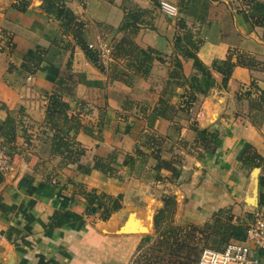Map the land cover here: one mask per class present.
Listing matches in <instances>:
<instances>
[{
	"label": "crops",
	"instance_id": "1",
	"mask_svg": "<svg viewBox=\"0 0 264 264\" xmlns=\"http://www.w3.org/2000/svg\"><path fill=\"white\" fill-rule=\"evenodd\" d=\"M20 1H0V134L14 162L12 172L0 174V263L12 254L14 264H133L142 238L120 229L151 227L150 210L154 225L167 196L175 199L179 225L203 226L227 209L233 222L244 224L264 205L263 167L254 174L241 165L248 144L264 157V109L255 104L264 94V25L254 23L259 17L252 18L251 1L190 0L185 7L183 0H66L86 24V42L112 47L111 61H101L104 69L43 9L44 0H30L26 11L15 6ZM162 1L178 13L166 12ZM135 7L145 10L137 28L120 30L126 9ZM185 33L200 40L197 50L176 46ZM128 41L138 46L132 56L117 49ZM40 50L43 60L31 78L20 68L9 70ZM231 51L253 56L255 66L231 67ZM194 55L212 68L215 85L186 109L181 71L194 74ZM61 78L62 87H70L63 88L68 114L87 113L90 121L80 122L98 127L94 134L83 127L70 131L74 162L53 151L55 131L46 122ZM166 105L167 114L156 111ZM204 128L219 133L214 153L199 146ZM153 134L160 168L147 143ZM138 147L144 156L124 165ZM96 158L109 162L113 173L95 169ZM79 164L92 171L84 173ZM83 191L94 192L92 203ZM104 193L121 198L122 207L105 209ZM56 210L63 211L62 224L49 227Z\"/></svg>",
	"mask_w": 264,
	"mask_h": 264
},
{
	"label": "trees",
	"instance_id": "2",
	"mask_svg": "<svg viewBox=\"0 0 264 264\" xmlns=\"http://www.w3.org/2000/svg\"><path fill=\"white\" fill-rule=\"evenodd\" d=\"M186 5L189 6L190 0H183ZM253 3L252 9V18L258 16V20H253L255 24L264 25V4L258 0H248ZM30 4V0H21L19 4L15 6L22 11H26ZM43 9L54 15L58 19L61 25L64 28V32H71L76 43L79 44L83 50L86 52L88 58L100 68L104 69V65L101 62L99 52L96 48L92 47L84 39L83 33L85 29V22L80 20L75 12L67 6L66 0H44L42 4ZM127 8V7H126ZM147 11V10H146ZM189 12V11H186ZM145 13V10L139 7L134 9L127 10L124 22L119 27L120 30H125L131 28L135 30L137 28V22L140 20L142 15ZM185 13V12H184ZM180 27L185 28L186 19L180 18L179 20ZM127 42L123 40L121 44ZM130 44L129 47L123 49V46L120 44L117 49L126 52L129 56H132L133 53L137 50L138 46L134 42L128 41ZM200 40L195 42L187 33L179 36L176 41V46L184 49L186 46H191L193 50H197ZM11 43L8 41V46ZM192 50V51H193ZM187 52V51H186ZM195 53V52H194ZM43 51L36 56L27 55L25 61L17 66L13 63L10 64L9 70H18L21 69V72H24L28 76L34 74L43 60ZM193 57V66L195 68L194 74L189 77H185L181 71L183 79L185 82H188V88L184 97H186L185 106H182L188 109L192 103L197 99L198 94H207L212 87L215 85V78L212 73V68L205 64L197 55ZM230 66L244 65L249 67H254L256 60L253 56L231 51L226 59ZM179 68L181 67V62L176 64ZM180 73L176 72L175 76H180ZM230 73L226 74L224 78V83L227 82L228 76ZM63 78L58 82V87L50 94L49 103L46 110V122L50 127L55 131L54 141H53V151L59 155H62L64 158L69 159L70 162L75 161V152H74V135L70 131L76 133L80 128H84L87 132L94 134L92 127L83 125L80 120V114L77 113L74 116L68 114L69 103L64 100L63 88L70 90V87H62ZM163 102V101H162ZM264 109V94H261L258 98V101L255 103ZM258 107V106H257ZM169 106L166 105L162 109H156L160 114H167ZM156 136L150 135L147 139V143L151 144V147L155 148L154 155L158 158L157 167L162 166L163 161L160 160L158 142H155ZM199 146H201L204 151L209 153L216 152L219 144L220 137L219 133L216 130H209L207 128L200 129L197 139ZM153 142V143H151ZM144 156V152L138 147L135 150L134 154H128L124 161V165L132 167L138 157ZM242 167L248 169L249 171L253 170L255 167L262 166L264 169V157L258 152V150L251 144H248L243 151L241 157ZM78 168L84 173H90L92 171L91 167H88L83 164H79ZM95 169H99L105 173H113L114 167L111 164L102 158H96V163L94 166ZM264 179V176H263ZM86 197H88L89 202H93L94 192L83 191ZM103 202L101 205L111 211L118 210L122 207L121 198L113 197L108 194H103ZM175 199L171 196L164 198V206L159 209L155 217V225L160 229L158 239L151 241V238H144L138 251L143 250V254L139 253L138 257L134 259L133 264H158L159 261H162L163 264H196L197 259L194 258L191 254L181 253L179 250L184 249L188 246L189 240L187 237L191 236V243H194L196 232L205 234L206 237L209 235H218V240L223 244L221 247H213L216 249H223L225 245L230 241H242L246 238V225L236 224L233 222V216L229 210H220L214 215V220L211 223H206L203 226H198L195 224L178 225L173 221V213L175 208ZM250 216L251 212L248 213ZM63 211L56 210L49 222V227H57L62 224ZM162 227V230H161ZM189 234V235H188ZM193 237V238H192ZM180 243V247H178ZM199 244V242H198ZM191 248V247H190ZM197 254V253H196ZM145 258V259H144ZM155 262H153V261ZM143 261V262H142Z\"/></svg>",
	"mask_w": 264,
	"mask_h": 264
},
{
	"label": "built area",
	"instance_id": "3",
	"mask_svg": "<svg viewBox=\"0 0 264 264\" xmlns=\"http://www.w3.org/2000/svg\"><path fill=\"white\" fill-rule=\"evenodd\" d=\"M161 6L170 14L178 13L177 7L167 1H162ZM96 49L103 63L111 61V46L102 42ZM13 169L14 162L8 141L0 134V174H7ZM251 213V216L245 218L247 228L245 240L230 241L221 250L205 247L196 264H264V205Z\"/></svg>",
	"mask_w": 264,
	"mask_h": 264
},
{
	"label": "rangeland",
	"instance_id": "4",
	"mask_svg": "<svg viewBox=\"0 0 264 264\" xmlns=\"http://www.w3.org/2000/svg\"><path fill=\"white\" fill-rule=\"evenodd\" d=\"M1 1V0H0ZM7 38V37H6ZM9 39V38H7ZM6 43H8V40L5 41ZM5 42L3 44H5ZM85 113V112H84ZM80 121L83 120H89V114L85 113V114H80L79 117ZM90 121V120H89ZM92 122V121H91ZM90 122V123H91ZM90 127H92L93 129H97L98 127H93L92 125H89ZM13 171V170H12ZM11 171V172H12ZM82 171V170H81ZM174 215V213H173ZM173 217V216H172ZM173 221H174V217H173ZM176 224V223H175ZM179 225V224H178ZM184 226H187V224H185ZM162 230V227H161ZM160 229H158L154 223V225H151V227L147 228V230L143 231V232H139L137 233L139 235V238H142V241L144 238H151L150 240L153 241L155 239H158V235H159ZM189 235V234H188ZM195 239H194V243H191L190 245V241H191V236L189 235V237H187V240H189L188 242V246H186L184 249L179 250L181 253L184 252V254H191L194 258H198L202 249L205 247H221L223 246V244L220 242V240H218V235H209V237H206L205 234H201L196 232L194 234ZM193 238V237H192ZM199 242V244H198ZM142 243V242H141ZM178 247H180V243H178ZM191 247V248H190ZM144 250V249H143ZM143 250H141L140 252L138 250L135 251V258L136 259L138 257V254L142 253L143 254ZM197 253V254H196ZM145 259V258H144ZM153 261V260H152ZM143 262V261H142ZM154 262V261H153ZM155 263V262H154ZM158 264H163L162 261H159Z\"/></svg>",
	"mask_w": 264,
	"mask_h": 264
},
{
	"label": "water",
	"instance_id": "5",
	"mask_svg": "<svg viewBox=\"0 0 264 264\" xmlns=\"http://www.w3.org/2000/svg\"><path fill=\"white\" fill-rule=\"evenodd\" d=\"M259 169H260V167H255L254 168V174H257ZM253 210H255V209H253ZM148 217H149V220L151 221L150 222V226H151L152 221L154 219L152 210H150V213H148ZM146 228L147 227H145L143 225H136V224H132V223L129 224L128 223L122 229H120V232H122V233H124V232L139 233V232L145 231ZM14 262H15V258L12 256V254H10L9 257L7 259H5L4 262H1L0 264H14Z\"/></svg>",
	"mask_w": 264,
	"mask_h": 264
},
{
	"label": "bare ground",
	"instance_id": "6",
	"mask_svg": "<svg viewBox=\"0 0 264 264\" xmlns=\"http://www.w3.org/2000/svg\"><path fill=\"white\" fill-rule=\"evenodd\" d=\"M147 230V229H146Z\"/></svg>",
	"mask_w": 264,
	"mask_h": 264
}]
</instances>
